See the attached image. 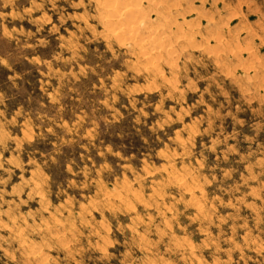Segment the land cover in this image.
I'll use <instances>...</instances> for the list:
<instances>
[{
  "label": "rangeland",
  "instance_id": "1",
  "mask_svg": "<svg viewBox=\"0 0 264 264\" xmlns=\"http://www.w3.org/2000/svg\"><path fill=\"white\" fill-rule=\"evenodd\" d=\"M140 3L0 0V264H264V0Z\"/></svg>",
  "mask_w": 264,
  "mask_h": 264
},
{
  "label": "bare ground",
  "instance_id": "2",
  "mask_svg": "<svg viewBox=\"0 0 264 264\" xmlns=\"http://www.w3.org/2000/svg\"><path fill=\"white\" fill-rule=\"evenodd\" d=\"M97 1L98 4H101V6H99L101 7L100 9L103 13L102 16L106 17L105 21L107 25L111 26L110 30H115V32L113 33L115 36H118L120 38L123 37L124 40L131 39L133 40V42H139L141 46L139 47L141 48V50L142 47L147 49L146 52L144 51V53L148 60L154 58L152 56H158L161 54L160 51L163 49V46H161L162 44L156 37V32L154 31L156 27L153 30H150L152 29L151 23L149 24L147 21H144L146 16L143 9L145 8L144 6L143 8H141L142 6H137L138 4H141L140 0ZM150 21L151 20H149V22ZM141 23L142 25H140ZM141 50L139 51L141 52Z\"/></svg>",
  "mask_w": 264,
  "mask_h": 264
}]
</instances>
